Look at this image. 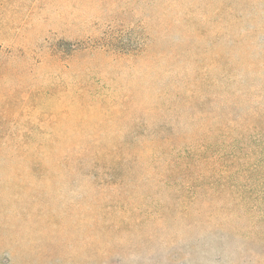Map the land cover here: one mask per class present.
Segmentation results:
<instances>
[{"label": "rangeland", "instance_id": "rangeland-1", "mask_svg": "<svg viewBox=\"0 0 264 264\" xmlns=\"http://www.w3.org/2000/svg\"><path fill=\"white\" fill-rule=\"evenodd\" d=\"M235 4L0 0V148L113 143L166 84L209 63ZM32 161L0 154V264L264 258V204L244 181L99 180Z\"/></svg>", "mask_w": 264, "mask_h": 264}, {"label": "trees", "instance_id": "trees-1", "mask_svg": "<svg viewBox=\"0 0 264 264\" xmlns=\"http://www.w3.org/2000/svg\"><path fill=\"white\" fill-rule=\"evenodd\" d=\"M222 15L225 29L219 47L207 52L209 63L166 84L113 143L8 147L0 154L71 161L99 180H239L264 204V0H236Z\"/></svg>", "mask_w": 264, "mask_h": 264}]
</instances>
